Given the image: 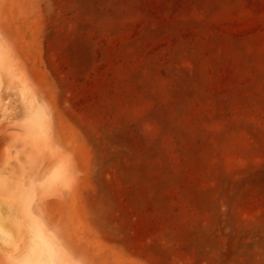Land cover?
Here are the masks:
<instances>
[{"label":"rangeland","instance_id":"obj_1","mask_svg":"<svg viewBox=\"0 0 264 264\" xmlns=\"http://www.w3.org/2000/svg\"><path fill=\"white\" fill-rule=\"evenodd\" d=\"M0 64V264H264V0H0Z\"/></svg>","mask_w":264,"mask_h":264},{"label":"bare ground","instance_id":"obj_2","mask_svg":"<svg viewBox=\"0 0 264 264\" xmlns=\"http://www.w3.org/2000/svg\"><path fill=\"white\" fill-rule=\"evenodd\" d=\"M2 60V59H1ZM1 65V64H0ZM2 67V66H1ZM1 69V68H0ZM9 75V74H8ZM9 77V76H8ZM11 77V76H10ZM12 78V77H11ZM2 80V79H1ZM12 80H14V79H12ZM14 83L12 84V86H15V84H17V83H15L16 81H13ZM21 83V82H20ZM22 87V86H21ZM32 101V100H31ZM37 105V104H36ZM44 110V109H43ZM27 115H28V117L30 118V121L31 122H29V123H32L33 125H34V127H35V129H36V127H38V125L39 124H41L42 123V121L45 119V117H46V113H44L42 110H40L39 108H36V107H34V106H32V105H29V108H28V110H27ZM28 123V122H27ZM27 125H29V124H27ZM32 126V125H31ZM29 127H27V129H28ZM26 129V130H27ZM45 129V128H44ZM38 130H40L39 128H38ZM32 131H34V130H32L31 129V132ZM32 133H34V132H32ZM29 134V133H28ZM41 134V133H40ZM32 136H33V134H31ZM38 136V135H37ZM29 137H31V136H29ZM35 137V136H34ZM60 175V171L59 170H54L53 172H52V178L53 179H59V176ZM35 247L37 248V246L35 245V246H33V249H35ZM53 248H51V247H47L46 249H44L46 252H45V254H46V257H47V260H48V264H58V262L55 260V257H54V254H53V250H52ZM33 251V250H32ZM30 252H31V250H30ZM63 256V255H62ZM32 258H33V256H31V258H27V263L28 264H35V261H31L32 260ZM61 258H63V257H61ZM31 259V260H30ZM62 260V259H61ZM63 261V260H62ZM64 262V261H63ZM66 263V262H65Z\"/></svg>","mask_w":264,"mask_h":264}]
</instances>
